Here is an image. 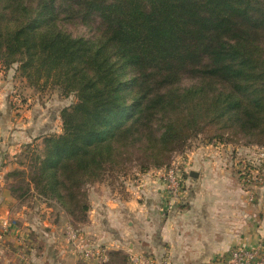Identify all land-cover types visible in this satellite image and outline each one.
<instances>
[{
    "label": "trees",
    "instance_id": "trees-1",
    "mask_svg": "<svg viewBox=\"0 0 264 264\" xmlns=\"http://www.w3.org/2000/svg\"><path fill=\"white\" fill-rule=\"evenodd\" d=\"M34 1L0 0V63L76 102L13 173L18 198L83 223V191L135 160L166 168L199 135L264 147V0ZM61 18L98 23L96 38Z\"/></svg>",
    "mask_w": 264,
    "mask_h": 264
},
{
    "label": "crops",
    "instance_id": "crops-1",
    "mask_svg": "<svg viewBox=\"0 0 264 264\" xmlns=\"http://www.w3.org/2000/svg\"><path fill=\"white\" fill-rule=\"evenodd\" d=\"M10 73L0 71V221L8 225L0 234V264H25L23 241L32 264H98L69 246L68 224L106 249L107 264H127L130 254L148 255L155 264H229L231 250L240 246L260 248L264 258V183L247 187L237 162L250 156L237 160L239 153L221 146L203 144L186 153L184 202L171 212L164 210V186L152 172L122 189L109 182L89 186L83 223L34 195L18 198L13 173L27 169L24 150L41 147L62 129L60 118L53 128L50 105L29 87L19 91ZM257 171L264 177V168Z\"/></svg>",
    "mask_w": 264,
    "mask_h": 264
},
{
    "label": "built area",
    "instance_id": "built-area-1",
    "mask_svg": "<svg viewBox=\"0 0 264 264\" xmlns=\"http://www.w3.org/2000/svg\"><path fill=\"white\" fill-rule=\"evenodd\" d=\"M183 161L174 160L166 168L154 170L152 176L159 180L164 186L166 205L165 211L171 212L184 202L185 181L188 175L187 170L183 167ZM242 165V182L247 187H254L264 183V177L257 169L264 168V147L257 148V151L249 159L244 160ZM140 181V180H139ZM141 182V181H140ZM254 201V197H250ZM8 230V225L0 221V234L3 236ZM65 236L69 246L73 247L76 253H79L84 259L97 261L98 264H107L108 257L105 248L95 246L90 240L83 236L80 229L72 224L65 228ZM26 242L22 244V252L19 254L20 259L25 264H32L28 259L25 249ZM166 263V262H165ZM229 264H264V258L261 249L257 247L240 246L231 250ZM127 264H155L154 260L143 254H130Z\"/></svg>",
    "mask_w": 264,
    "mask_h": 264
},
{
    "label": "rangeland",
    "instance_id": "rangeland-1",
    "mask_svg": "<svg viewBox=\"0 0 264 264\" xmlns=\"http://www.w3.org/2000/svg\"><path fill=\"white\" fill-rule=\"evenodd\" d=\"M36 2L37 0H35L33 3L36 4ZM58 25H59V28L65 30L66 32L72 34L75 37L96 38L97 36L98 23L94 24L92 27V26L87 25L84 22H80V20L69 21V20H63V18H61V20L58 22ZM12 70H14V73L12 72ZM0 71L11 72L10 75L8 76V79L10 80V82L12 81L16 83L14 87H16L19 91H21L25 87H29L32 90L31 92L29 91L30 94H32V96H34L33 94H36V95L38 94L39 95L38 98L42 97V100H45L46 103H48L50 105V108L52 109L51 115L49 112V116H51V120H54V118H60L59 127L62 129L61 112L65 108L70 107L76 102V97L74 95L70 97H64L61 95V92L59 89H53L50 87H46L44 90H39L38 88L35 89V88L30 87L27 80L20 75L17 65H13L10 68L5 69V66L2 63H0ZM193 83H194L193 81L186 80L183 82L182 85L187 87V86H191ZM24 97L26 96H21L20 100H22ZM55 123L56 121L54 120L53 128L54 129L56 128V130H58L59 127H55L57 125ZM52 135H56V134H52ZM203 144L221 146L222 149H225L227 151H230L233 153L237 152L239 153L237 160L245 159L244 158L245 156H250V157L253 156L258 148L256 145L245 144L242 142L241 139L235 136H232V135L230 136L226 135L224 140L217 141V142L211 141L208 135H199L198 137L193 138L191 141H189L184 149L173 153L170 157V163L177 159L180 161H183L182 165L188 172V165L186 161L184 160L185 158L183 157L192 148H196L199 145H203ZM35 148L36 150L38 149L39 151H41L43 148V145H41V147H37V146L30 147L29 146L26 148V150H24L25 154L23 155L22 160L26 168H28V166L32 162L31 159L30 160L28 159V155L30 157L31 154H27V153L29 152L31 153V151H33ZM237 163L238 165L242 164V162L241 164L240 162H237ZM151 171H154V170H151ZM149 172H146L145 169L140 167L139 160H135L134 162H131L128 165L126 164L125 169L120 170V171H115V173L109 174L105 178L104 182H109L110 184L115 186L117 189H122V187H125L126 185L125 182H130L131 185L136 184L138 182L140 183L139 180L142 179V177ZM16 179L18 181V178ZM25 183L26 182H22L21 185L25 186ZM87 189L84 190L83 193L84 195L88 197Z\"/></svg>",
    "mask_w": 264,
    "mask_h": 264
}]
</instances>
